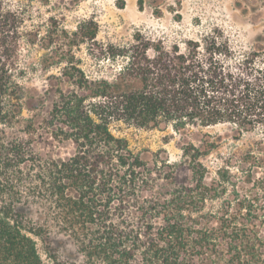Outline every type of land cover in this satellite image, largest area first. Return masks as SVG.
Masks as SVG:
<instances>
[{"label":"trees","instance_id":"obj_1","mask_svg":"<svg viewBox=\"0 0 264 264\" xmlns=\"http://www.w3.org/2000/svg\"><path fill=\"white\" fill-rule=\"evenodd\" d=\"M63 1L0 0V264H264V187L209 186L205 145L150 163L112 132H252L264 125V69L245 57L247 74L235 72L212 36L112 47L119 71L92 78L74 50L98 29L84 19L70 34ZM39 68L45 90L27 107Z\"/></svg>","mask_w":264,"mask_h":264},{"label":"rangeland","instance_id":"obj_2","mask_svg":"<svg viewBox=\"0 0 264 264\" xmlns=\"http://www.w3.org/2000/svg\"><path fill=\"white\" fill-rule=\"evenodd\" d=\"M69 1L61 2L68 9L63 8L65 16L60 21L70 34L77 32L84 19L98 29L94 40L74 50L80 67L92 78L112 80L119 71L124 60L110 59L112 47L150 40L167 48L179 45L184 49L189 41L204 43L212 36L231 47L232 57L226 61L235 72L247 74L242 65L245 57L250 58L251 68L264 69V0H143L142 6L140 0ZM53 14L57 13L46 14L45 18ZM44 53L37 47L32 59L38 61ZM32 75L24 82L27 107H33L45 90L41 69ZM256 75L259 74L253 71ZM31 115L24 111L25 117ZM112 132L126 138L131 149L150 163L156 155L179 161L186 145H205L210 149L202 159L208 169L209 186L264 187V125L242 134L231 125L177 132L171 125L139 129L118 123L112 126Z\"/></svg>","mask_w":264,"mask_h":264}]
</instances>
